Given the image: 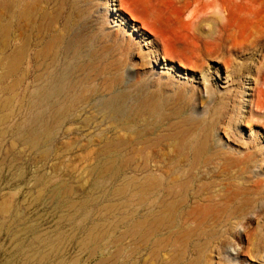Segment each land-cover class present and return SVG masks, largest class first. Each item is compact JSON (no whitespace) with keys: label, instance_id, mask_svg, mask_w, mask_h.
Masks as SVG:
<instances>
[{"label":"rangeland","instance_id":"rangeland-1","mask_svg":"<svg viewBox=\"0 0 264 264\" xmlns=\"http://www.w3.org/2000/svg\"><path fill=\"white\" fill-rule=\"evenodd\" d=\"M195 3L0 0V264H264V0Z\"/></svg>","mask_w":264,"mask_h":264},{"label":"clouds","instance_id":"clouds-1","mask_svg":"<svg viewBox=\"0 0 264 264\" xmlns=\"http://www.w3.org/2000/svg\"><path fill=\"white\" fill-rule=\"evenodd\" d=\"M201 0H196L184 17L186 23H189L194 32L201 29L208 34L218 31L221 25L227 23L228 12L221 3V0H203L205 5L203 8L200 6ZM232 231L245 232L246 220L244 218L235 219L232 222ZM226 239L225 247L228 253L233 255L238 254L239 245L234 238Z\"/></svg>","mask_w":264,"mask_h":264},{"label":"bare ground","instance_id":"bare-ground-1","mask_svg":"<svg viewBox=\"0 0 264 264\" xmlns=\"http://www.w3.org/2000/svg\"><path fill=\"white\" fill-rule=\"evenodd\" d=\"M116 103L117 102L113 99L109 100L107 102V109L112 114L120 115L121 112H119V111H121V109L116 105ZM41 115H42V113H40V112H37V114L32 112L31 115L28 116L27 120L22 122V124H20L16 128V134L20 138H22L24 140H29L28 142L31 141L38 147H41L42 145L47 144V143L51 142V140H52V134L49 131L48 127L44 125L45 122L41 120L42 119L41 117H43ZM55 185H57V184H55ZM51 186H53V185H51ZM52 193L55 195H58V193H59L58 186L56 188H54Z\"/></svg>","mask_w":264,"mask_h":264}]
</instances>
